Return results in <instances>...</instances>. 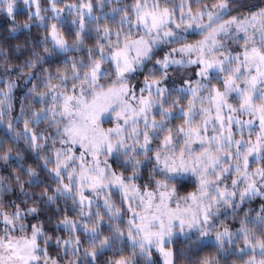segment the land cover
I'll return each instance as SVG.
<instances>
[{
	"label": "snow or ice",
	"instance_id": "1",
	"mask_svg": "<svg viewBox=\"0 0 264 264\" xmlns=\"http://www.w3.org/2000/svg\"><path fill=\"white\" fill-rule=\"evenodd\" d=\"M0 16V264H264V0Z\"/></svg>",
	"mask_w": 264,
	"mask_h": 264
},
{
	"label": "rangeland",
	"instance_id": "2",
	"mask_svg": "<svg viewBox=\"0 0 264 264\" xmlns=\"http://www.w3.org/2000/svg\"><path fill=\"white\" fill-rule=\"evenodd\" d=\"M20 3H22V0H19ZM40 4H41V7H44L47 5V0H39ZM64 0H61V3H63ZM67 2L69 3H80V0H67ZM85 2H87V0H85Z\"/></svg>",
	"mask_w": 264,
	"mask_h": 264
},
{
	"label": "trees",
	"instance_id": "3",
	"mask_svg": "<svg viewBox=\"0 0 264 264\" xmlns=\"http://www.w3.org/2000/svg\"><path fill=\"white\" fill-rule=\"evenodd\" d=\"M4 23H5V18L3 16H0V26H2ZM33 31H35V29H33Z\"/></svg>",
	"mask_w": 264,
	"mask_h": 264
}]
</instances>
